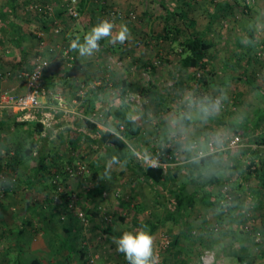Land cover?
Segmentation results:
<instances>
[{
    "label": "rangeland",
    "instance_id": "obj_1",
    "mask_svg": "<svg viewBox=\"0 0 264 264\" xmlns=\"http://www.w3.org/2000/svg\"><path fill=\"white\" fill-rule=\"evenodd\" d=\"M68 1L70 0H27L28 3H23L21 1L16 9V14L11 16L15 21L21 23L20 25H22L24 29L30 32L34 30L37 31L39 30L37 27L38 25L34 24L33 22L35 21H32V19L37 18L35 14L38 11L33 8V4L50 3L52 4L54 12L50 14L52 18L48 21L51 22V26L54 25L55 27V25H59V30L55 32L58 33L61 31L60 23L66 19L57 15V11L59 7ZM77 1L75 2V7ZM255 4V0H87L84 9L78 12L77 17L72 18L81 28L86 25L89 26L88 31H90L100 20L107 18L114 22V30H118L121 25H127L130 29L131 36L124 44L118 43L116 45H111L107 40L101 41L99 50L91 56V60H95L96 62L90 63L92 65L96 63L99 68L106 69V73H108L105 76L100 75L98 78L92 79L90 81V86L87 87L85 86L86 82L82 81L83 85L80 84L81 81L78 82L79 88L86 89L85 92H87V90L90 91L100 85L102 80L99 82L98 79H103L107 76L108 79H105L107 82L102 83H104V86H106L105 83L109 86V82H112V79L114 80L115 78L116 71H119L116 75L125 79V86L127 88L119 92L120 98L115 100L118 104L114 101L108 105L104 104V106L103 104L101 105L98 98L92 96L90 99L96 104L90 106L89 98L86 99L87 103L85 107L87 105L88 107L84 110L85 113L83 115H86L88 119L94 121L100 130L109 128L120 133L127 142L125 149L127 153L131 155L134 162L144 164L146 163V159H150L153 156H157L158 159L162 161L164 160L166 162L165 169L168 171V177L160 184H152L137 172L133 174L130 169L124 168L123 172H121L123 166L121 163H118L112 166L110 173L111 179L101 180L99 175L104 172L106 163L110 161V158L105 155L106 152L103 146L92 140L93 137L98 135L97 133H91L90 137L92 139L85 138V134L81 132L80 129L76 128L78 123V121L76 122V119H78L76 116L80 115L84 108L81 106V108H77V112H70L73 116L76 115L75 117L72 116L68 117V120H63L64 122L60 123L62 126L61 128H58V125L52 129L56 140H54V143H51L50 146L56 148L51 151V159L55 164L53 167L50 166L48 171H44V177L46 183H48L46 185L47 194L49 198L52 197L51 200L54 205L59 207L60 215H62V217H59L60 219L63 220L72 217L77 219L78 223L81 225L82 223H87L89 227V225H93L91 221V215L93 214L91 213L95 212L98 217L100 215L99 219H101V222L104 220L106 224H110L114 217L118 215L117 212L120 213L123 209L126 212L131 211L135 209V203L141 201L144 203V210L151 211L153 214L149 215V212H143L144 210H142L137 215L138 219L139 216H141V221L148 220V218L152 220L157 218L158 220L156 221L159 222L161 219V229H159L160 232L158 231L159 234L157 238H155V252L157 264H166L165 244L169 243L172 238L173 232L171 231H173V228L175 229L174 223H180V220L173 221V218H169V222L164 223L166 219V209L168 206L172 205V200L168 198L170 196H168L167 189L175 187L185 181L183 167L177 170L174 175L172 172L177 165H184L189 156L196 154L194 152L185 151L182 139L171 134L172 130L169 120L173 115L183 112L179 104L183 102V97L186 93L188 94L191 92L195 96L201 95L203 97H217L220 95H216L215 92V95H211L213 93L208 92L206 94L202 93L203 89L200 87L201 84L197 81V71L193 69H182L179 64V46L166 40H159L154 35L151 36V34L159 31L163 20L169 16L170 22L176 21L177 24L182 27L181 35H184L190 31L189 28H186V23L188 19L192 17L196 20V29L207 33L213 42H217L216 45L221 43L219 40H222V49H231L233 43H235L234 40H236L235 36H244V34H247L249 31V27H247L249 21H254L255 23L257 20L256 18H258V13L260 15V10H256ZM87 7L89 8L85 9ZM179 7L182 10H186L188 13L187 16L184 17L185 20L177 14H170L169 10L175 11ZM262 17L264 19V12ZM262 33H264V29L257 32L258 35ZM33 34L35 35L37 32ZM86 34L84 33V36ZM40 35L41 37L43 36V34ZM229 37L230 40L227 41ZM11 45L12 44L7 41V48H10ZM214 49L215 48L212 47L210 51ZM36 55L37 54L32 55L28 59L31 65ZM208 60L210 62L208 67L211 68L213 65L211 61H213V63L215 61L214 57ZM16 63L17 61L13 62L7 59V66L0 71L1 80H8L10 76L18 78V71L28 70V68H26L27 70L24 68L17 69L18 66L15 65ZM76 65H78V62L75 58L74 65L71 67ZM21 76L24 77V75ZM213 77L214 76L210 74L209 79ZM234 85L233 87H235ZM211 86L209 87V92L212 90ZM135 87L138 88L135 89ZM139 87L141 89H139ZM79 88H77V90ZM150 89L155 91L154 95L152 94L153 91ZM85 92L81 95H86ZM175 95L176 97H173ZM160 97L165 99L160 101ZM81 99L83 100L84 98ZM164 102L165 105L161 104ZM235 104V102L228 104L222 101L221 108L217 113H220L219 116L222 115L224 118L229 117L235 119L243 116L245 112H249V108L251 109V107H245V112H243L241 111L243 107H239ZM82 105L84 106V103ZM233 105L235 106L233 107ZM116 108L117 110L124 111L130 116L134 123L139 126V132L133 133L129 131L127 124L114 112ZM35 121V119H16L15 117L13 119L10 117H2L0 119L1 164L5 165L7 163L8 154L12 153L13 155L15 151H17L18 145L28 144L31 138L29 133H32V126ZM243 123L245 127H250L252 122L243 121ZM229 131L230 135L235 134L233 128H230ZM32 134L38 136V133ZM192 140L197 141L199 139H196V136L195 139H193L192 136ZM175 142L180 144L178 148H175ZM205 142L202 149H198V151L202 150L205 152L210 150V145L216 146L209 138L206 139ZM166 147H171L174 156H168ZM7 149H9L8 152ZM28 160V163L35 162L33 158ZM95 161L100 162V166H95ZM77 163H81L84 166L82 172L70 175L68 168L75 166ZM54 173H56V175H54ZM55 177L57 178L58 184L61 185V190H59L56 198L54 194L57 192V185L53 181ZM228 182L230 187H232L230 181ZM98 183H102V191L89 196L90 191L93 190ZM46 189L43 190L44 194H46ZM158 190L162 192V199L167 201L166 204H159L152 201V197L155 195L157 196ZM197 195L200 196L201 192ZM247 195L248 193L246 192V196ZM207 196L210 198L209 194H207ZM71 197H75V202L85 213L84 217H86V220H82L75 212L67 208V202ZM121 200L124 204L121 203ZM245 205H247V203H245ZM213 207L214 206H210L206 202L198 199L186 210V212L189 213V220L190 218L191 220H198L201 216L200 214H210L211 217L207 218V221H209L212 218V213H214L215 207ZM197 212L199 215H197ZM107 215H109V219L105 218ZM129 219L130 217H127V220ZM215 222L214 220L213 223L210 222L209 232L205 235V242L203 243H206L209 236L213 239V236H211L212 232L216 236V234L218 235V232H220L219 229L221 232L225 229L223 233H226V228H223V226L219 228ZM170 223L173 224V227H169L168 224ZM127 224L129 223L127 222ZM215 226L218 228L215 229ZM99 235H101L102 238H98L97 236ZM103 235H106V233L100 234L99 232H93L90 236L94 237V241H90L89 236L87 238L85 237L79 243V248L87 252L86 255L88 259L93 257L92 264L95 262L99 263V261L105 262L104 258L108 261L111 259L113 264H128L122 253L121 255L116 254L115 247L112 251L108 250V238L102 243L104 247L101 245L99 248L97 244H95V240L97 243L103 240ZM191 235L190 237L193 238L197 236L194 232H191ZM224 241V243L228 245V247L225 248L230 250L228 255H223L217 258V260L216 258L213 260L211 256L212 252L209 251L211 250L209 245L204 244L205 247L201 251V255L198 253L194 256V259H191L193 255H189L187 264H196V259L199 255V264H224L228 259H233L236 264H239V260L237 259L238 247L236 244L238 241L234 242L227 238H224ZM243 260L242 264H248L247 259ZM71 264L77 263L71 262Z\"/></svg>",
    "mask_w": 264,
    "mask_h": 264
},
{
    "label": "crops",
    "instance_id": "obj_2",
    "mask_svg": "<svg viewBox=\"0 0 264 264\" xmlns=\"http://www.w3.org/2000/svg\"><path fill=\"white\" fill-rule=\"evenodd\" d=\"M255 1V8L256 10H260L261 16L258 13L255 23L254 21H249L248 25L246 23L247 27H249L248 33L244 34V36H235L236 40H234L235 43H233L231 49H222V40H219L221 43L218 45H216L217 42L212 41V47L215 49L209 51L208 59L214 57L215 61L214 63L211 61L213 65L210 68V74L214 77L209 79L208 76L209 83L200 86L203 89L202 93L205 94L208 92L213 93L211 95H215L216 93V95L219 94L221 96L226 93L227 99L223 101L228 104L235 102V105L243 107L241 110L243 112H245V107H251V109L249 108V112L247 111L243 115L247 117L224 118L222 115L219 116L220 113H216L205 123L196 121L191 125L193 139L196 136V139L205 141L211 133H218L222 137V142L215 144L216 146H212V151H223L224 155H226L228 149L237 147L227 146V141L233 136V134L230 135L229 129L233 128V131L235 129L232 123L238 125V123H243V121H251L250 127L246 126L249 134L253 132L252 134L257 138H263L264 140V33L257 34L258 31L264 29V19L262 17L264 0ZM6 5L7 0H0V9L6 8ZM60 16L66 20L60 23L61 31L58 33H55L53 30L54 25L51 26L50 21L37 17L36 19H32V21H35L33 23L38 25L39 30L26 32L27 29H17L18 33L12 35V33L9 34L7 32V26L5 30L1 29L4 23L0 20V71L7 66V59L13 62L17 61V66L20 69L28 68V70L33 66L28 61L32 55L40 54L49 61L43 75V92L39 107L29 113L14 108H0V119L2 117L35 119L43 125V129L39 133L40 135L38 134L37 136L38 143L33 153L35 162L28 163L29 160L25 159L13 166L7 163H4L5 165L0 163V172L6 171L7 176L15 177L14 181L8 179L1 183L3 188L0 189V264H29L33 260L38 262V264H71V262L88 264L87 252L79 248V243L82 239L89 236V240L94 241V237L90 236V234L93 232L103 234L105 232L106 235H103V240H100V243H97L95 240V244L100 248L105 239L108 238V250L112 251L114 247L116 248L113 237H119L123 231L136 232L140 227H147V222L152 221L149 218L148 220L141 221V216L138 219L137 215L139 211L136 212L133 209L126 212L123 209L120 213L117 212L118 215L114 217L110 224H106L104 220L101 222V219H99L100 215L98 217L95 212H92L91 221L93 225H89L88 227L87 223H82L81 225L77 219L72 217L60 219L59 217H62V215H60L59 207L54 205L51 200L52 197L49 198L47 194L46 185L48 183H46L44 171L55 164L51 159V151L56 148L50 146L56 140L52 129L58 125V128H61L60 123L64 122L63 120H68V117L73 116L70 112H77V108H81L82 106L84 108L81 114L73 116L78 117L76 119V122L78 121L76 128L80 129L84 134L91 135V132H88L84 126H81L82 118H88L86 115H83L85 113L84 110L88 107V105L85 107L87 103L86 99L89 98L90 106L96 104L90 99L92 96L98 98L101 105H108L119 99V92L127 88L125 86V79L116 75L119 71H116L115 78L114 80L112 79V82H109V86L107 83H105L106 86L102 83L107 82L105 81V79H108L107 76L103 79H98L99 82L101 80L102 82L95 89L85 92L86 89L79 88V81H81V85H83L82 81L86 82L85 86L87 87L90 86L92 79H96L100 75L105 76L108 72L106 73V69L104 68H99L96 63L94 65L90 63L96 62L95 60H91L92 55L81 56L71 48L73 40L79 38L83 42L84 33L89 32V26L85 25V27L81 28L66 12H61ZM8 21L13 25L21 24L15 21L12 16L9 17ZM35 32L37 34L34 35L33 33ZM40 34H43V36L41 37ZM229 40L230 37L227 41ZM7 41L12 44L10 48H7ZM59 45L61 47L64 45L70 49L75 55L78 65L74 67L67 66L60 55ZM182 69L186 68L182 67ZM2 86L8 87L7 89L12 92L25 91L26 78L22 76H18V78L10 76L8 80L0 79V87ZM113 86L115 91L113 90ZM210 86L212 87L211 92L208 91ZM77 88L79 89L77 90ZM139 89L141 88L139 87ZM150 90L153 91L152 94L154 95L155 91L153 89ZM84 92L86 95H81ZM173 97H176V95ZM197 97L203 96L198 95ZM81 98L84 99L82 100ZM164 99L161 98L160 101ZM83 103L84 106L82 105ZM115 103L118 104L117 101ZM161 104L165 105V102ZM179 107H182V111H185L183 102L179 104ZM117 111L116 108L114 112L117 113ZM256 122L260 124L256 126ZM242 125L245 126L244 123ZM247 139L248 136L244 138L245 141H248ZM240 145L241 143L238 146ZM43 147V153L47 156L44 158V161L40 162L38 155L41 154V151L39 149ZM250 150L252 151V148ZM250 150L244 155L243 163L239 165L241 167L231 169V166H229L219 170L221 178L226 176L231 184L234 183L237 188L241 189L239 193L234 194L233 206L227 212H222L218 206H214V213H212V218L209 221H207V218L211 217V215H205L206 213L204 215L200 214L201 216L198 220H191V218L189 220V213L185 210L179 221L180 223H174L175 229L173 228V231H171L173 235L170 242L165 244L166 264H187L189 255H193L191 259H194V256L198 253L201 255V251L205 247L204 244L209 245L211 249L209 251L212 252L210 253L213 260L215 258L217 260L220 256L228 255L230 251L226 249L228 245L224 243V238L234 242L238 241L236 244L238 247L237 259L239 260V264H242L243 259H247L248 264H264V247L261 243L253 240L251 233L242 230V223L246 218V214L245 212L242 213V210L246 208L253 212L256 219L253 225L254 228L251 227L252 232L264 234V174L246 173L244 170L243 165L249 161L248 154L251 153ZM257 153L258 156L261 154L260 151L255 150L256 155ZM261 157L262 170H264V156L261 154ZM95 166H100V162L95 161ZM232 178L233 180H231ZM100 185L102 183H98L97 186ZM44 189H46V194L43 193ZM236 190L238 191V189ZM246 192L248 193L247 196ZM93 194H96V190L90 192L89 196ZM152 201L158 203L156 202V195L152 197ZM121 203L124 204L122 200ZM143 212H149V215L153 214V212L147 210ZM197 215H199L198 212ZM127 217H130V219L127 220ZM168 220L169 218H166L164 223L169 222ZM213 220L214 222L216 221L215 223L219 228L221 226L226 228V233H223L225 229L222 232L219 229L220 232L216 236L212 232L211 236H213V239L209 236L206 243H203L205 242V235L209 232V224L210 222L213 223ZM160 221L161 219L159 223ZM161 224H158L156 229L151 233L154 241L160 232ZM168 225L169 227H173L171 223ZM191 232L196 233L197 236L194 238L190 237L192 236ZM97 237L102 238L101 235ZM102 247L104 246L102 245ZM115 251L116 254L121 255L116 249ZM199 256L196 259V264L200 263ZM104 260L105 262L99 261V263L95 262L94 264H113L111 259L108 261L104 258ZM232 263L236 264L235 260L228 259L224 262V264Z\"/></svg>",
    "mask_w": 264,
    "mask_h": 264
},
{
    "label": "trees",
    "instance_id": "obj_3",
    "mask_svg": "<svg viewBox=\"0 0 264 264\" xmlns=\"http://www.w3.org/2000/svg\"><path fill=\"white\" fill-rule=\"evenodd\" d=\"M21 1L23 3H28L27 0H7V7L4 9H0V20L4 23L1 29L5 30V27L7 26V32L9 34L12 33V35L18 33L17 29H24L23 27H21L20 24H17V26L13 25L12 23H9L8 21L11 15L16 14V9L20 5ZM86 2L87 0L77 1L76 9L78 12L84 9ZM169 11L170 14H177L178 16L183 17L184 20V17H186L188 14L186 10H182L180 7L177 8L175 11ZM61 12H66V14L69 15L71 19L75 18L67 12L65 4L59 7L57 15H60ZM35 15L39 19L43 18L45 21L52 18L50 14H45L39 11ZM195 25L196 20L192 17L189 18L188 22L186 23V28H189L190 31L184 35H181L182 27L177 24L176 21L170 22L168 16L163 20V23L161 24V29L154 34H151V36L154 35L159 40H166L171 42L172 44H177L180 48L179 64L181 65V67H185L186 70L193 69L197 71V81L201 85H207L209 83L208 76H210L211 73V69L208 67V55L213 42L211 37L207 35V33L196 29ZM27 31L28 30H26V32ZM17 64L18 62L15 65ZM17 69H20V67L18 66ZM2 87L6 88V86ZM117 115L127 124L129 131L133 133L139 132V126H137V124H135L134 121L130 118V116L127 115L124 111H120L118 109ZM259 124V122L255 123L256 126H258ZM232 125L235 126L234 132L240 137V146L228 149L226 155H224L223 151H208L204 152V155L201 158L194 159L193 157L196 155L194 154L186 159L184 165H177L175 167L172 174H176V171L182 169L183 167V171L185 172V181L181 182L175 187L167 189L168 196H170L168 198L172 200V205L167 207L165 218H173L175 221L180 220L183 216V212L189 207H191L197 199L206 202L210 206H218L222 212H227L224 211L220 205V199L222 197L221 187L224 182H228L230 180L226 176L221 178L219 170L229 166H231V169H233L234 167H241L239 165L243 163L244 155H246L247 151L251 148L252 151L250 150L251 153L248 154L249 161L247 163H244L243 165L244 170L246 171V173L254 172L257 175H260L261 173L264 174V170H262L263 165L261 159V154L263 156L264 154L259 149H253L252 147L255 143L259 144L261 142H264L263 138H257L255 135L252 134L253 132L249 134V130H247L244 125H242V122L238 123V125L232 123ZM81 126H84L88 132L98 134L97 136L93 137V139L90 137L89 134H85V138H90L102 145L106 152L105 155L108 156L110 159L114 156L118 157L119 163L123 165V169H130L133 174L137 172L138 174L142 175L145 180L152 184H160L163 180L168 177V171L162 164L151 165L149 163L140 164L139 162H134L132 160L131 155H129L125 149L127 142L124 137L120 135V133H117L109 128L100 130L98 129L94 121H91L90 119L85 117L82 118ZM42 129V123H40L39 121H35L32 126V133L39 134ZM32 133H29V135H31V138L29 139L27 145H18L17 151H15L13 155L12 153L8 154L9 156L6 161L7 164L13 166L21 160L33 158L34 149L37 147L38 139L37 136ZM246 136H248V141L244 140ZM174 145L176 146L175 148H178L180 146L178 142H175ZM255 150L260 151L261 154H259L258 156L257 153L256 155ZM8 151L9 149H7V152ZM39 151H41V154L38 155V159L40 162H42L44 161V158L47 155L43 153L44 147L40 148ZM166 151L171 153V157L174 156L171 147H166ZM48 170L49 169H47V171ZM56 173H54V175H56ZM231 180H233V178ZM231 185V192L233 193L234 198V194H237V192L239 193L241 189L237 188L234 183ZM102 187V185L96 186L90 192H94L96 190V193H100L102 191ZM236 189H238V191ZM58 192L59 191H57L54 195L58 196ZM199 192H201L200 196L197 195ZM207 194L210 195V198L207 196ZM162 197V192L158 190L156 202H158L159 204H166L167 201L163 200ZM233 204L234 201L231 207L233 206ZM134 208L136 212H140L145 209V206L144 203L139 201V203H135ZM250 213L252 214V216H254L252 211H250ZM243 215L245 216V214ZM156 220L158 219L156 218L152 221L150 220L149 222H147V228L150 230L151 233L156 229L159 224V222ZM244 221L242 223V226L244 225ZM250 225L251 227H253L254 223H251ZM242 230H244L243 227ZM29 264H38V262L33 260Z\"/></svg>",
    "mask_w": 264,
    "mask_h": 264
},
{
    "label": "clouds",
    "instance_id": "obj_4",
    "mask_svg": "<svg viewBox=\"0 0 264 264\" xmlns=\"http://www.w3.org/2000/svg\"><path fill=\"white\" fill-rule=\"evenodd\" d=\"M114 29L115 24L112 20L102 19L84 36L83 42L79 38L73 40L71 48L81 56H91L99 50L100 42L103 40H107L111 45L124 44L129 40L131 32L127 25H121L118 30ZM225 99H227L226 93L217 97H197L189 92L183 98L185 111L170 118L171 134L182 139L185 151L196 153L194 159H199L204 155V152L198 149H202L206 142L192 140L191 125L196 121L207 122L220 110L222 101ZM209 140L219 144L222 142V137L213 132ZM118 163V157H112L106 163L104 172L99 175L100 179L110 180L112 166ZM113 242L116 250L124 255L128 264H157L154 237L147 227H142L136 232L123 231L119 237H113Z\"/></svg>",
    "mask_w": 264,
    "mask_h": 264
},
{
    "label": "built area",
    "instance_id": "obj_5",
    "mask_svg": "<svg viewBox=\"0 0 264 264\" xmlns=\"http://www.w3.org/2000/svg\"><path fill=\"white\" fill-rule=\"evenodd\" d=\"M77 0H70L65 4L66 10L72 17L78 16V11L75 7V2ZM33 8L36 11L45 13V14H52L54 12V9L52 7V4L50 3H35L33 4ZM55 32L59 30V25H55L54 29ZM60 47V55L67 64V66L71 67L74 65L75 62V55L70 51V49L66 46L59 45ZM49 61L46 57L38 54L35 56V59L33 61V66L31 69L27 71H18V76L24 75L26 78V89L23 92H12L8 89H4L0 87V108H14L16 110H20L23 112H32L41 104V94L43 92V75L45 72L46 67L48 66ZM9 73V72H8ZM7 74V72H6ZM82 89V88H81ZM239 143H241L240 137L238 134H235L229 138L227 141L228 147H235L238 146ZM212 146L210 145V150L212 151ZM253 148L260 149L261 152L264 154V142H261L259 144H254L252 146ZM174 153V152H173ZM171 153L168 152V156H170ZM171 157V156H170ZM146 163H149L151 165H157L162 164L164 167L165 161L158 159L157 156H153L150 159H146ZM83 165L81 163H77L73 167L68 168V172L70 175L81 173L83 170ZM254 167V166H253ZM10 179L11 181H14L15 177L13 176H7V173L4 171L0 172V189L3 188L2 184L4 181H7ZM57 178H54L53 181L56 183V189L57 191L61 190V185L58 184ZM222 197L220 199V205L223 208L224 211H228L234 201L233 193L231 192V187L229 183L226 181L223 183L221 187ZM55 198L57 195H54ZM67 208L70 211L75 212L82 220H86V217H84L85 213L81 209L79 205L75 202V197H71L69 201L67 202ZM242 212H245L246 219L244 221V225L242 226L244 231L251 233L253 240L255 242L261 243L264 247V234L261 235L259 232H252L251 229V223H255L256 219L250 211H248L246 208L242 210ZM106 219H109V215L105 216ZM218 227L215 226V229ZM93 257L90 259H87V263L92 264Z\"/></svg>",
    "mask_w": 264,
    "mask_h": 264
}]
</instances>
